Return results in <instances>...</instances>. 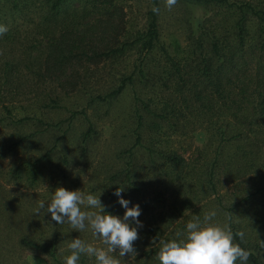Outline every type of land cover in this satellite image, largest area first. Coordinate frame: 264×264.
<instances>
[{
	"label": "trees",
	"instance_id": "obj_1",
	"mask_svg": "<svg viewBox=\"0 0 264 264\" xmlns=\"http://www.w3.org/2000/svg\"><path fill=\"white\" fill-rule=\"evenodd\" d=\"M20 1L12 0L17 7ZM71 1H43L42 36L35 39L36 50L28 41L16 46L19 36L11 29L1 35L9 42L0 71L6 94L12 98L23 90L18 81L23 71L34 78L37 90L42 85V91H31L34 102L28 105L60 107L59 96L86 87L92 68L134 47L137 62L131 70L111 80L113 87L104 94L89 95L91 100H107L128 87L132 95V142L121 150V166L105 177L104 211L110 214L116 204L117 187L124 188L121 196H127L128 206L139 205L141 213L148 207L149 192L165 197L172 213L182 215L183 221L175 228H167L168 221L160 218L142 224L134 242L135 259L156 260L160 241L177 239V233L185 230L188 212L202 221L212 205L217 213L212 222L227 223L234 243L251 252L247 264H264V0H191L205 11L198 18L187 17L188 36L177 57L157 40V13L152 8H159L160 0H150L143 29L133 37H125L122 0H74L78 5L68 8ZM87 11L94 15L82 21ZM155 51L162 61L157 70L150 64ZM10 103L15 106L12 99ZM2 108L11 119V109L4 104ZM76 114L69 112L65 129ZM23 119L35 120L43 130L60 124L50 125L27 114L18 120ZM196 131L205 134L201 144L192 143ZM95 132L87 120L75 144L79 156L86 155ZM26 137L20 135L17 142ZM58 140L26 162L29 178L36 180L41 165L52 168L67 163L64 155H59L60 161L52 157ZM5 151L0 142V153ZM124 211L121 207V217ZM52 224L48 239L25 234L18 244L47 255L52 264H63L60 247L72 237L55 221ZM238 231L244 233L243 240L235 236ZM88 260L82 255L78 264H91Z\"/></svg>",
	"mask_w": 264,
	"mask_h": 264
},
{
	"label": "rangeland",
	"instance_id": "obj_2",
	"mask_svg": "<svg viewBox=\"0 0 264 264\" xmlns=\"http://www.w3.org/2000/svg\"><path fill=\"white\" fill-rule=\"evenodd\" d=\"M20 1V0H18ZM44 0H21L19 6L13 5L12 0H0V25L6 26L19 36L18 43L28 41L37 47L36 38L42 36L39 26L43 11ZM126 12V34L125 37H133L143 29L146 19V11L150 6V0H122ZM72 5V6H71ZM78 2L71 1L67 7L77 6ZM159 12L157 13V40L167 49L170 55L178 56L184 48L186 37L188 36L190 15L197 18L205 11V8L193 3L191 0H177L171 10L165 6V0L159 2ZM94 12H85L82 21L91 19ZM9 42L2 40L0 35V71L6 63ZM31 54V53H30ZM35 54V51L31 55ZM137 49L130 47L121 55L108 59L98 67L92 68L89 74V81L83 89L70 93L66 96H59L60 107L35 109L32 92L42 91V85L38 84V90L34 85V78L24 73L19 76V88L23 90L13 95L12 98L6 94L8 88L2 84L0 76V142L6 146V151L0 153V264H52L51 259L40 252L24 249L18 244V238L30 234L36 239H48L47 234L53 228V220L49 213L41 210L40 214L34 213L38 201L50 200V193L57 187H64L69 191L80 190L86 194L99 196L103 204V193L106 189L105 177L118 169L123 160L121 150L128 147L132 142L131 131L133 129L132 116V95L130 88L121 91L117 96L105 100L89 99V95L95 93L104 94L111 87V80L122 77L128 73L133 64L137 62ZM150 64L154 69H161L162 61L158 52L155 51L150 58ZM32 91V92H31ZM85 91V92H84ZM88 93V94H87ZM153 97L152 93L150 94ZM32 98V101H30ZM15 102L12 107L10 100ZM11 109V116L7 117L2 105ZM23 105L19 108L18 105ZM70 111L77 114L71 119L70 126L66 122ZM81 111V112H80ZM27 114L30 117H38L48 124L60 122L59 127H52L43 130L32 119H20ZM95 129V134L90 139L86 155L77 154L75 144L80 134L87 126V120ZM65 129V131H64ZM64 131L62 134L61 132ZM26 135V139L18 143L17 138ZM59 137L58 146L52 152L54 161H60L59 155H64L67 163L57 167H47L41 165L36 180L29 178V172L25 166L26 162L39 156L44 149L50 146ZM205 134L201 131L192 133V143L201 144ZM16 143L12 148H7V144ZM174 144L172 143V146ZM174 147V146H173ZM22 163V164H21ZM21 164L17 173L14 170ZM12 172V173H11ZM10 173L12 175H10ZM155 186H151L149 191ZM100 194V195H99ZM127 200L126 195L121 196ZM116 204L110 214L121 217V205L116 199ZM147 209L141 213L139 221L142 224L154 222L158 218L168 221L167 228H175L178 222L183 221V216L172 213L167 199L163 196L154 197L151 192L146 196ZM208 206V204H207ZM212 205H209L206 212H211ZM162 211L163 214H159ZM207 212V213H208ZM188 222L197 216L196 213L188 212ZM122 218V217H121ZM213 223V222H212ZM66 234L72 237L70 240L62 242L60 247L61 258L68 255L69 241L80 238L86 243L94 244L98 247H106L90 230L78 232L72 230L70 226L59 224ZM122 264H159L157 260H138L130 256H124ZM95 264L94 258L88 260Z\"/></svg>",
	"mask_w": 264,
	"mask_h": 264
},
{
	"label": "clouds",
	"instance_id": "obj_3",
	"mask_svg": "<svg viewBox=\"0 0 264 264\" xmlns=\"http://www.w3.org/2000/svg\"><path fill=\"white\" fill-rule=\"evenodd\" d=\"M176 3L177 0H165L169 10ZM152 11L158 13L159 9L153 7ZM7 31L6 26L0 25V35ZM123 191V187H117L113 193L125 209L122 218L106 213L99 196L80 190L57 187L51 191L49 201H38L33 210L35 214L39 215L43 210L56 224L67 223L78 232L90 230L106 246L98 247L80 238L72 239L68 244L70 254L63 257V264H78L82 255L94 258L95 264H122L124 256L134 258L137 255L134 242L139 239L137 229L142 227L138 219L141 212L139 205L128 206L129 201L121 197ZM216 215L215 211L208 212L202 221L196 216L187 222L183 232L177 233V239L161 240L155 259L159 264H247L251 252L234 243L233 232L227 223L223 226L212 223ZM235 236L243 240L244 233L238 231Z\"/></svg>",
	"mask_w": 264,
	"mask_h": 264
}]
</instances>
